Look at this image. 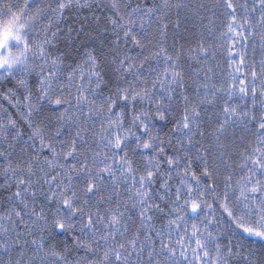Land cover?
Masks as SVG:
<instances>
[{
  "label": "snow or ice",
  "instance_id": "snow-or-ice-1",
  "mask_svg": "<svg viewBox=\"0 0 264 264\" xmlns=\"http://www.w3.org/2000/svg\"><path fill=\"white\" fill-rule=\"evenodd\" d=\"M13 97L0 264H264V0H0Z\"/></svg>",
  "mask_w": 264,
  "mask_h": 264
},
{
  "label": "trees",
  "instance_id": "trees-1",
  "mask_svg": "<svg viewBox=\"0 0 264 264\" xmlns=\"http://www.w3.org/2000/svg\"><path fill=\"white\" fill-rule=\"evenodd\" d=\"M67 23H71V20H68ZM237 60H239L238 56H237ZM215 63H216L215 61L212 62L213 69L215 72H217V74H219L220 69L215 67ZM220 67L226 69V61L222 60ZM14 101H15V97H13L11 101L0 99V106H2L3 108H6L8 112L13 115L14 118L19 119V117L16 115V109L11 106V104Z\"/></svg>",
  "mask_w": 264,
  "mask_h": 264
}]
</instances>
